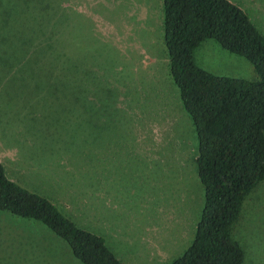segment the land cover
I'll return each instance as SVG.
<instances>
[{"label":"rangeland","instance_id":"obj_1","mask_svg":"<svg viewBox=\"0 0 264 264\" xmlns=\"http://www.w3.org/2000/svg\"><path fill=\"white\" fill-rule=\"evenodd\" d=\"M62 6L71 18L69 49L96 81L85 92V112L77 121L73 112L55 115L52 98L33 84L0 86V163L11 181L102 238L122 264H169L193 239L203 192L193 126L168 74L161 0ZM243 6L264 29L257 23L264 0ZM193 56L213 75L257 78L212 40ZM59 117L73 123L56 131ZM230 234L241 264H264V180L243 199ZM0 264L81 263L41 223L0 211Z\"/></svg>","mask_w":264,"mask_h":264},{"label":"trees","instance_id":"obj_2","mask_svg":"<svg viewBox=\"0 0 264 264\" xmlns=\"http://www.w3.org/2000/svg\"><path fill=\"white\" fill-rule=\"evenodd\" d=\"M62 4L0 0V86L33 84L36 93L52 98V114L73 112L77 121L96 81L83 56L69 49L71 18ZM161 11L168 74L193 126L203 192L193 239L169 264H241L243 253L230 231L243 199L264 180V36L229 0H161ZM207 40L247 61L257 78L213 75L199 67L193 53ZM72 123L56 118V131ZM0 211L41 223L81 264H122L102 238L11 181L1 163Z\"/></svg>","mask_w":264,"mask_h":264},{"label":"crops","instance_id":"obj_3","mask_svg":"<svg viewBox=\"0 0 264 264\" xmlns=\"http://www.w3.org/2000/svg\"><path fill=\"white\" fill-rule=\"evenodd\" d=\"M230 2H232L233 4H235L236 6H238L241 10L244 11V13L247 15V17L249 18L250 22L252 23V25L255 27V29L262 35L264 36V29L262 28V30H258L256 28V25L254 24V22L252 21L251 17L248 14V11L244 8L243 3L245 0H239V1H235V0H229ZM258 12V19H257V23L258 25L261 27V25H264V9H262L261 7H258L257 9ZM262 12V13H261ZM264 27V26H263ZM199 66V65H198ZM202 69L206 70L207 72L213 73L207 69H205L203 66H199ZM221 76H228V75H224V74H219Z\"/></svg>","mask_w":264,"mask_h":264}]
</instances>
